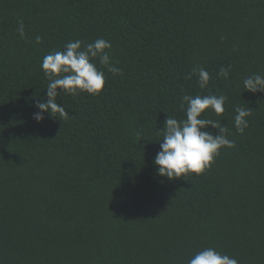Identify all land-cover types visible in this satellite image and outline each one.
I'll use <instances>...</instances> for the list:
<instances>
[{"label": "trees", "instance_id": "16d2710c", "mask_svg": "<svg viewBox=\"0 0 264 264\" xmlns=\"http://www.w3.org/2000/svg\"><path fill=\"white\" fill-rule=\"evenodd\" d=\"M98 38L121 74L94 59L100 95L62 93L69 119L37 123L43 57ZM193 68L207 88L186 79ZM256 74L264 0H0V264H188L208 247L264 264V92L243 88ZM209 94L227 98L225 112L204 118L235 147L202 175L159 176L167 116L183 120L181 97ZM237 106L253 110L243 134Z\"/></svg>", "mask_w": 264, "mask_h": 264}, {"label": "clouds", "instance_id": "9594fccd", "mask_svg": "<svg viewBox=\"0 0 264 264\" xmlns=\"http://www.w3.org/2000/svg\"><path fill=\"white\" fill-rule=\"evenodd\" d=\"M18 33L24 35L22 20L17 21ZM40 42V37H36ZM111 42L103 38L83 44L81 40L65 43L63 51H52L45 55L41 62V70L49 81L47 84L46 101L37 102L38 111L33 113V119L40 123L47 113L56 119H69V114L63 105L57 103V97L62 93L75 97L81 92L91 96H99L105 85L104 72L92 62L98 59L100 65L109 73L120 75L121 70L110 59ZM192 75L198 77L200 89L208 87L211 79L204 68H193ZM218 77L228 78L229 69L221 67ZM244 91L256 93L264 92V75L249 76L243 81ZM57 89H60L58 92ZM226 97L224 95H184L181 97L180 110L184 111L185 118L178 120L167 116L163 130L160 151L154 158L157 174L168 180L184 178L187 175H202L211 167L214 158L222 148H234L235 142L228 137L229 128L221 124V120L204 118L206 110L217 116L225 112ZM234 127L238 134H243L249 127L246 119L252 113L248 107L237 106L235 109ZM215 130V132L208 130ZM140 133H137V142ZM188 264H238V261L226 254H221L215 248L208 247L196 252Z\"/></svg>", "mask_w": 264, "mask_h": 264}]
</instances>
